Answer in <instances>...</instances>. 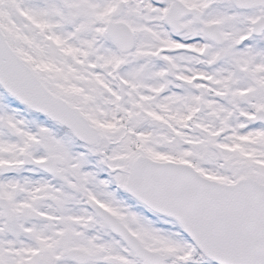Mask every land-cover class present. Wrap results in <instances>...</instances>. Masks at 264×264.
<instances>
[{
	"label": "snow or ice",
	"instance_id": "snow-or-ice-1",
	"mask_svg": "<svg viewBox=\"0 0 264 264\" xmlns=\"http://www.w3.org/2000/svg\"><path fill=\"white\" fill-rule=\"evenodd\" d=\"M0 264H264V0H0Z\"/></svg>",
	"mask_w": 264,
	"mask_h": 264
}]
</instances>
